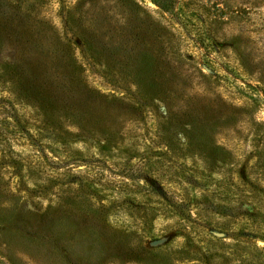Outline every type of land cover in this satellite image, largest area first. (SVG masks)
I'll return each instance as SVG.
<instances>
[{"label": "rangeland", "instance_id": "1", "mask_svg": "<svg viewBox=\"0 0 264 264\" xmlns=\"http://www.w3.org/2000/svg\"><path fill=\"white\" fill-rule=\"evenodd\" d=\"M261 66L264 0H0V264H264Z\"/></svg>", "mask_w": 264, "mask_h": 264}, {"label": "trees", "instance_id": "2", "mask_svg": "<svg viewBox=\"0 0 264 264\" xmlns=\"http://www.w3.org/2000/svg\"><path fill=\"white\" fill-rule=\"evenodd\" d=\"M21 6V3H16V7H20ZM177 19H179L180 20V18L177 16ZM181 23H183V22H181ZM181 27H182V29L186 32V33H189V30L187 29V27L185 26V24H181L180 25ZM220 50H218V51H216L217 53L219 52ZM204 53H206V52H204ZM217 62V61H216ZM206 64V66H207V68H209L210 69V71L211 72H215V69H214V67L212 66V65H210L209 63H207V62H205ZM221 67H223V69L225 70V72H226V74L224 75V77H223V82L224 83H228L229 81H228V78H232L233 80L237 77V76H235V75H233V72L235 71V70H239V71H241V68L240 67H242V68H244L243 66H240L239 68H235V67H233V68H230V67H227V66H223L222 64L220 65ZM246 69L248 70V68L246 67ZM144 73V72H143ZM239 73V72H238ZM252 73H254V74H256V75H260L261 76V74L260 73H262V74H264V68H262V66L260 67V68H257V70H255L254 72H252ZM248 75L251 77L252 76V74H251V72H248ZM146 79V77H144V81H142V83L140 82H136V86H138V87H140L141 85L142 86H144V87H146V86H148V87H150L148 90L149 91H153V90H157V92H158V94H159V92L160 91H164V90H167V89H172L171 87H168V85L166 84V83H164V82H157V81H152V80H145ZM241 80V79H240ZM241 82H245V81H243V80H241ZM149 83L151 84V86L149 85ZM229 84V86L230 87H234V84L233 83H231V82H229L228 83ZM200 85H202V88H200L201 90H196V91H194V94H197V95H200V96H202L203 97V99H206V98H212V97H214V99H217L218 100V102L221 100V98H223V96H224V91L223 92H220L219 90H217L216 92H215V94H211L208 90H207V86H205L204 84H200ZM248 89L249 90H252V91H257L258 93H264V88L262 87V86H252V85H250V84H248ZM148 91V92H149ZM176 93H177V90H176ZM174 94V91L172 90V92H171V95H173ZM159 95H161V94H159ZM161 96H164V95H161ZM176 96H177V94H176ZM242 97H245V98H242V99H244V101H243V104H244V106H248V105H251V102H253L255 99L253 98H250V97H248V96H242ZM218 102H217V104H218ZM211 103H210V101H207L206 102V104L204 105L205 107L206 106H209ZM219 105V104H218ZM178 106V104L176 103V107ZM154 187H155V189H157L158 188V186L157 185H154ZM163 189V188H162Z\"/></svg>", "mask_w": 264, "mask_h": 264}]
</instances>
